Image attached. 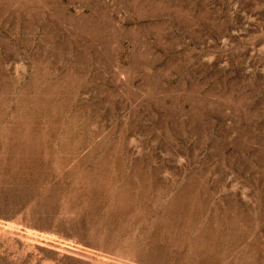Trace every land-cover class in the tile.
Here are the masks:
<instances>
[{
  "label": "rangeland",
  "instance_id": "obj_1",
  "mask_svg": "<svg viewBox=\"0 0 264 264\" xmlns=\"http://www.w3.org/2000/svg\"><path fill=\"white\" fill-rule=\"evenodd\" d=\"M0 264H264V0H0Z\"/></svg>",
  "mask_w": 264,
  "mask_h": 264
}]
</instances>
